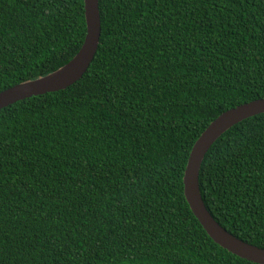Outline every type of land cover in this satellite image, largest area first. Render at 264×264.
I'll use <instances>...</instances> for the list:
<instances>
[{
    "label": "trees",
    "instance_id": "16d2710c",
    "mask_svg": "<svg viewBox=\"0 0 264 264\" xmlns=\"http://www.w3.org/2000/svg\"><path fill=\"white\" fill-rule=\"evenodd\" d=\"M82 77L0 109V264H257L208 236L183 193L190 149L264 97L261 0H98ZM83 0H0V91L67 63ZM203 202L264 248V113L206 152Z\"/></svg>",
    "mask_w": 264,
    "mask_h": 264
},
{
    "label": "water",
    "instance_id": "95a60500",
    "mask_svg": "<svg viewBox=\"0 0 264 264\" xmlns=\"http://www.w3.org/2000/svg\"><path fill=\"white\" fill-rule=\"evenodd\" d=\"M83 4L86 32L78 51L58 69L0 91V109L34 95L65 89L82 77L95 56L101 31L98 0H83ZM259 113H264V97L229 108L213 119L190 149L182 183L192 213L214 243L242 259L264 264V248L240 240L216 222L203 202L198 183L201 162L216 139L234 124Z\"/></svg>",
    "mask_w": 264,
    "mask_h": 264
}]
</instances>
